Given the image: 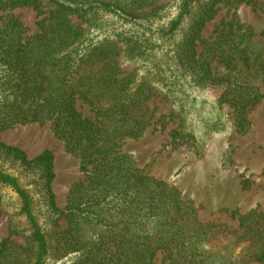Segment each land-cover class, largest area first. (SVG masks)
<instances>
[{"label": "trees", "instance_id": "1", "mask_svg": "<svg viewBox=\"0 0 264 264\" xmlns=\"http://www.w3.org/2000/svg\"><path fill=\"white\" fill-rule=\"evenodd\" d=\"M31 1L0 0V5ZM243 1L250 0H177L180 11L160 25L152 16L166 6L162 0H51L49 21L33 35H27L17 19L0 27V130L49 121L84 172L60 210L53 151L29 158L21 148L0 143L1 152L38 174L52 221L65 219L60 242L63 253L74 256L71 264H264V211L241 215L242 231L231 253L217 252L211 247L217 226L201 222L178 188L147 175L123 150L127 140L140 138L153 123L148 107L153 96L163 89L183 108L191 97L192 80L212 79L218 65L226 70L216 77L226 85L220 101L243 117L257 95L250 76L264 71V58L255 56L248 44L251 30L242 32L234 14L213 39L202 36L221 4ZM195 5L203 6L202 14L182 40L165 52L154 51V36L173 41ZM100 12L117 16L129 30L113 40H91L83 23L72 19L88 22ZM120 42L142 57L144 71L122 70ZM0 184L17 194L30 227V258L5 238L0 264H45L52 243L35 214L32 194L19 176L1 166Z\"/></svg>", "mask_w": 264, "mask_h": 264}, {"label": "rangeland", "instance_id": "2", "mask_svg": "<svg viewBox=\"0 0 264 264\" xmlns=\"http://www.w3.org/2000/svg\"><path fill=\"white\" fill-rule=\"evenodd\" d=\"M162 1L166 6L157 16H152V22L166 25V21L176 16L180 8L177 0ZM53 8L51 0H32L16 6L0 5V27L9 19H17L26 34L33 35L49 21ZM202 10V5L193 6L173 41L154 36L153 50L165 52L176 41H181ZM234 14L237 18L235 25H243L242 32L251 30L248 44L255 56L264 58V0L243 1L237 6L221 4L207 22L202 36L213 39ZM72 19L75 23H83L91 40L105 37L113 40L130 28L109 12L89 16L88 22L77 16H72ZM119 45L122 70L126 73L134 69L144 71L142 57L138 58L121 42ZM225 71L224 66L218 65L213 69L212 79L203 83L192 80L191 97L183 108L161 89L148 102L155 117L153 123L140 138L127 140L123 150L131 154L135 165L147 175L178 188L182 196L193 203L201 222L216 225L211 247L228 254L232 251L234 238L242 231L239 217L252 209L264 211V71L250 76L251 86L257 95L245 107L243 117H236L234 107L220 101L226 85L218 83L216 77ZM77 106L88 112L83 103L78 102ZM174 132L177 137H172ZM0 143L21 148L29 158L45 149L53 151L54 192L57 205L63 210L72 186L84 179V172L79 159L67 149L51 122L16 124L0 130ZM0 166L6 172L19 176L33 196L35 214L52 243L45 264H71L74 256L71 253L65 255L60 242L59 233L66 228L65 219L61 218L58 223L52 221L38 174L1 151ZM29 233V223L20 213L17 194L11 187L0 184V242L10 238L20 246L23 257L29 259Z\"/></svg>", "mask_w": 264, "mask_h": 264}]
</instances>
